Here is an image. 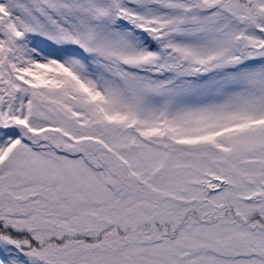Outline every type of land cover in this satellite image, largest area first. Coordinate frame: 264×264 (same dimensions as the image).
<instances>
[{"label":"rangeland","instance_id":"rangeland-1","mask_svg":"<svg viewBox=\"0 0 264 264\" xmlns=\"http://www.w3.org/2000/svg\"><path fill=\"white\" fill-rule=\"evenodd\" d=\"M0 216L76 264H264V0H0Z\"/></svg>","mask_w":264,"mask_h":264},{"label":"trees","instance_id":"trees-1","mask_svg":"<svg viewBox=\"0 0 264 264\" xmlns=\"http://www.w3.org/2000/svg\"><path fill=\"white\" fill-rule=\"evenodd\" d=\"M44 42L50 45L49 49L52 51V42L47 40ZM198 201L211 205L213 203L209 199H198ZM3 235L10 236L24 255L44 264H76L77 260L85 255L86 248L97 246L94 239L88 235L66 234L63 226L58 223L25 228L17 225L13 220L0 216V236Z\"/></svg>","mask_w":264,"mask_h":264}]
</instances>
